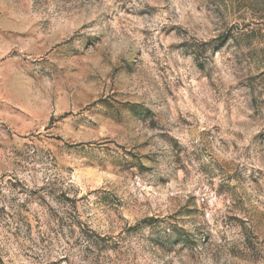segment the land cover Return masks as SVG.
I'll return each mask as SVG.
<instances>
[{"label": "rangeland", "instance_id": "374dc122", "mask_svg": "<svg viewBox=\"0 0 264 264\" xmlns=\"http://www.w3.org/2000/svg\"><path fill=\"white\" fill-rule=\"evenodd\" d=\"M0 264H264V0H0Z\"/></svg>", "mask_w": 264, "mask_h": 264}]
</instances>
